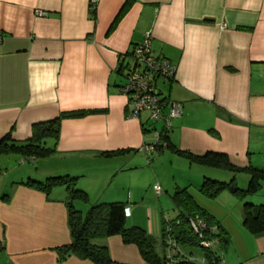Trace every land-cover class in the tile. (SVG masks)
Masks as SVG:
<instances>
[{"label":"crops","instance_id":"0c3cea01","mask_svg":"<svg viewBox=\"0 0 264 264\" xmlns=\"http://www.w3.org/2000/svg\"><path fill=\"white\" fill-rule=\"evenodd\" d=\"M148 31L153 52L176 66L174 79L159 82L158 90L183 105L168 143L193 155L224 154L235 167L264 169V0H99L94 8L89 0H0V139L11 133L22 142L34 125L61 113L99 111L62 120L46 159L56 168L49 175L76 177L93 204L125 203L127 226L154 236L167 214L153 207L151 184L161 187L158 201L165 191L173 204L177 189L196 183L173 175L163 184L156 175L162 158L184 160L188 172L198 171L196 181L213 167L189 163L166 143L154 157L148 154L153 126L163 133V123H152L147 112L128 115L120 64ZM116 151L122 153L100 154ZM7 178L0 175V264H92L73 255L59 261L56 248L72 242L65 187L46 194L24 185L28 178ZM200 207L228 237L227 261L264 264V232L245 229L243 205L236 203L229 222ZM95 243L108 247L110 264H148L119 235Z\"/></svg>","mask_w":264,"mask_h":264},{"label":"trees","instance_id":"16d2710c","mask_svg":"<svg viewBox=\"0 0 264 264\" xmlns=\"http://www.w3.org/2000/svg\"><path fill=\"white\" fill-rule=\"evenodd\" d=\"M126 8L127 6L124 10ZM128 56L130 62L131 51L128 53ZM124 57L126 55H123ZM120 60L122 61V59ZM128 63L125 65L121 63L120 69L124 68L125 70ZM95 112L99 111L79 110L61 113L59 117L53 120L34 125L32 137L22 142L13 140L11 133H7L0 139V153L17 152L27 159L47 157L55 151L62 120L84 117ZM166 133L165 131L161 132L160 139L154 144L155 149L150 155L160 152L166 143V147L184 156L191 164L224 168L233 173L244 172L249 175V182L245 189L237 187L235 177L229 182H220L204 177L199 188V192L204 197L214 199L221 193L228 192L244 200L261 190L262 184H264V169L252 166L235 167L230 163L226 155L220 153L209 152L204 155H193L189 152L181 151L170 142L168 143ZM48 140L54 141L52 146L47 145ZM120 153L122 151L100 154L114 156ZM23 184L46 194L60 186L65 187L68 191L67 205L72 242L56 248L60 262L73 255L79 259L89 260L92 264H110L112 259L108 247L96 244L95 240L119 235L123 243L135 245L143 260L148 264H198L188 258L195 256L193 248L201 249L205 261L204 264H225L223 251L228 244V237L223 234V229H221L222 227L219 222L215 221L207 210L196 203L189 187L177 189L172 194L177 216L171 220L162 219L160 236L157 238L142 227L127 226L126 204L123 202L96 203L91 205L85 214L75 210L71 200L89 201L88 194L76 188V177L68 175L50 176L43 181L28 178ZM243 208V226L245 229L253 235L264 232V204L257 205L248 201L243 203ZM197 219L204 220L208 228H216L213 233L209 232L210 229L203 232L205 239L212 241L210 248L201 247L198 235L192 230V221ZM168 241H171L175 246L169 247ZM214 246L218 248V251L213 249ZM158 247L161 248V253L157 250ZM168 251H171V256H169Z\"/></svg>","mask_w":264,"mask_h":264},{"label":"rangeland","instance_id":"374dc122","mask_svg":"<svg viewBox=\"0 0 264 264\" xmlns=\"http://www.w3.org/2000/svg\"><path fill=\"white\" fill-rule=\"evenodd\" d=\"M161 85V88H164L165 85L164 84H159ZM161 122V121H160ZM163 123V122H161ZM51 140L47 141V145H49V143H51ZM165 153H168L167 150H164ZM163 151V152H164ZM162 153V152H161ZM160 153V154H161ZM156 154L154 153L152 156L154 157ZM151 156V158H152ZM46 158H25L24 156L20 155L17 152H2L0 153V175H8L7 180H9V178H28L26 174H32V176H38V177H31L34 180H38L35 178H41V179H45L47 177H50L54 172H56V168L53 167V164L50 166V163L47 161L50 160H46ZM163 160L161 162H159V164L157 165V176L161 179L162 183L164 181L163 184H165V182H169L172 179L173 175H176V177L178 179H182L183 177L185 178H190L192 179L195 183V187H190V192L193 195L195 201L200 205V206H205L206 208H210V210H213V212L220 214L221 219H227L228 217L231 219V217H236L237 213H236V203H240L241 205H243L244 202H252L254 204H260V203H264V196H258L260 195L259 192L258 194L252 195V196H248L246 199L241 200L239 198H237L236 196L228 193V192H223L221 193L219 196H217L214 199H209L204 197L200 192H199V188L202 184L203 178L201 177V179L197 178L196 181V177H198V171L197 170H193L192 172H188L186 170V168L184 167V165L181 164L180 161H184V160H175L174 162L170 163L168 161V159L166 158V156L164 158H162ZM153 162V161H152ZM151 162V163H152ZM145 163L146 166L148 165L147 160L145 159ZM183 163H188V162H183ZM56 166L58 164H55ZM187 165V164H186ZM147 167H150L147 166ZM38 170V174L35 175V171ZM206 177L210 178L212 180H217L220 182H229L233 177L236 178V184L238 188L241 189H245L247 187V184L249 182V179H247L244 173L238 172V173H233L229 170H226L224 168H217V167H213L211 168V170L207 171L206 173ZM24 175V177H23ZM58 176V175H56ZM61 176V175H60ZM64 176V175H62ZM154 177V175L152 173H150V175L148 176L149 178ZM155 182H153L151 184V188L150 190L147 192V194L149 195V197L151 198V202L153 207H155L157 209V211L161 212L164 211L165 214V218L169 219H174L176 214H177V210L175 209V207L172 204V201L168 202L166 199L168 197V195L165 194V191L163 192V196L160 201H158L159 197L154 189V184ZM159 184H161L159 182ZM197 184V185H196ZM77 189H80V186L77 185L76 186ZM170 192V191H169ZM173 192V191H171ZM170 194V193H169ZM72 205L74 206L75 210L81 211L83 214H85L89 207L93 204V202L89 201H79V200H71ZM162 209H161V207ZM152 206L150 207V213ZM231 210H234V213L230 214ZM226 222H229V219L226 220ZM160 224V221L159 223ZM160 226V225H159ZM160 228V227H159ZM161 228L159 229L157 235L155 233L154 236H159ZM215 251H218V248L216 246H214L213 248ZM159 251V250H158ZM226 249L223 251V259H225V264H232L229 261H227L226 258V253H225ZM193 252L195 254L196 257L198 258H203L202 255V251L199 248H193ZM159 253H161V251H159ZM230 258V257H229ZM232 262V261H231ZM198 264H202L200 262H197Z\"/></svg>","mask_w":264,"mask_h":264},{"label":"built area","instance_id":"2783aa9c","mask_svg":"<svg viewBox=\"0 0 264 264\" xmlns=\"http://www.w3.org/2000/svg\"><path fill=\"white\" fill-rule=\"evenodd\" d=\"M98 1L89 0L90 7L94 8ZM151 39L152 34L148 31L145 33L143 41L132 48L131 60L125 67L124 82L119 90L128 99V115L130 117H138L142 112H147L152 123L163 122L162 131L168 132L173 125L174 119L181 116L183 105L180 101L163 96L158 90V83L172 81L176 74V66L168 59L160 57L153 52ZM152 130L156 141L144 147L148 154L154 151V144L158 142L161 134L160 131L156 130L155 125ZM154 189L157 195L161 193L159 185H155ZM208 229H210V233H213L216 228H208L207 223L202 219L192 221V230L198 235L200 246L203 248L212 246V241L206 240L203 236V232ZM168 244L169 247L174 245L171 241H168ZM170 253L171 251H168L169 256H171ZM188 258L194 262L205 263L203 258L196 256Z\"/></svg>","mask_w":264,"mask_h":264}]
</instances>
